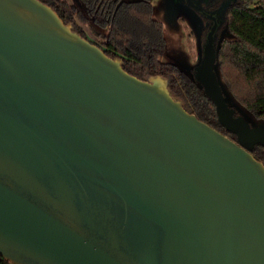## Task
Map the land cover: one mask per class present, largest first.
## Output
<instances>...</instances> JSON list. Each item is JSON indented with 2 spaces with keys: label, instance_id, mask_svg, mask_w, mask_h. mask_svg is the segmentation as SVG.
Listing matches in <instances>:
<instances>
[{
  "label": "water",
  "instance_id": "water-1",
  "mask_svg": "<svg viewBox=\"0 0 264 264\" xmlns=\"http://www.w3.org/2000/svg\"><path fill=\"white\" fill-rule=\"evenodd\" d=\"M216 27L189 76L236 140L50 5L0 0V257L264 264V163L251 152L264 125L228 102Z\"/></svg>",
  "mask_w": 264,
  "mask_h": 264
},
{
  "label": "trees",
  "instance_id": "trees-1",
  "mask_svg": "<svg viewBox=\"0 0 264 264\" xmlns=\"http://www.w3.org/2000/svg\"><path fill=\"white\" fill-rule=\"evenodd\" d=\"M41 1L108 56L122 58L131 75L167 78L171 93L190 113L236 140L219 122L215 103L198 82L177 64L162 60L168 48L165 25L156 19L151 0H79L83 7L68 0ZM87 25L106 31L100 33L102 42L91 39ZM219 29L217 68L222 84L241 108L264 122V0H223ZM251 152L264 163V146L258 144ZM0 264L10 263L0 257Z\"/></svg>",
  "mask_w": 264,
  "mask_h": 264
},
{
  "label": "rangeland",
  "instance_id": "rangeland-1",
  "mask_svg": "<svg viewBox=\"0 0 264 264\" xmlns=\"http://www.w3.org/2000/svg\"><path fill=\"white\" fill-rule=\"evenodd\" d=\"M74 4L82 3L79 0H68ZM133 1V0H126ZM214 0H206L205 3ZM217 1V0H215ZM223 1V0H219ZM155 8V17L165 25V34L168 42V48L162 60L177 64L188 75L194 76L195 64L201 59V37L200 24L202 16L198 13L195 5L188 0H151ZM204 1H202L203 3ZM73 25V24H72ZM74 27V26H73ZM91 39L102 42L104 39L101 31L96 26H85ZM186 32V33H184ZM227 39H233L230 34L224 36ZM227 93V92H226ZM227 99L232 108L238 110L252 126L264 125V122L256 120L250 113L241 108L232 97L227 93Z\"/></svg>",
  "mask_w": 264,
  "mask_h": 264
},
{
  "label": "flooded vegetation",
  "instance_id": "flooded-vegetation-1",
  "mask_svg": "<svg viewBox=\"0 0 264 264\" xmlns=\"http://www.w3.org/2000/svg\"><path fill=\"white\" fill-rule=\"evenodd\" d=\"M202 1H204L202 3ZM206 0H193V4L195 5V8H197L198 13L202 16V24H200L199 29L200 30V37H201V59L203 58V54L205 52V47L208 42V36L213 29V27L217 24L215 33H214V44L215 48H217L216 44L218 42V39L216 40V36L220 31V15L222 12V7H223V1H211L205 3ZM186 33V32H184ZM226 34V33H225ZM224 34V36H225ZM220 35V33H219ZM200 59V60H201ZM198 64V63H197ZM196 66V64H195ZM195 71V68H194Z\"/></svg>",
  "mask_w": 264,
  "mask_h": 264
}]
</instances>
